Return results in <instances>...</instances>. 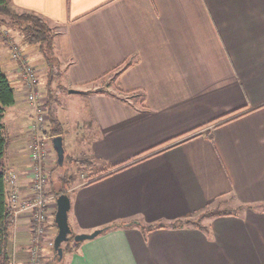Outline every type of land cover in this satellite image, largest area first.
Returning <instances> with one entry per match:
<instances>
[{"label":"crops","instance_id":"1","mask_svg":"<svg viewBox=\"0 0 264 264\" xmlns=\"http://www.w3.org/2000/svg\"><path fill=\"white\" fill-rule=\"evenodd\" d=\"M8 3L54 29L60 77L84 99L73 158L93 168L70 189L71 231L110 226L68 244L50 264H264V0ZM2 44L1 68L15 94L2 117V165L24 198L31 110ZM109 71H120L111 89L96 86ZM209 208L235 211L168 225ZM48 209H56L53 198ZM29 215H20L9 242L20 260L29 254Z\"/></svg>","mask_w":264,"mask_h":264},{"label":"rangeland","instance_id":"2","mask_svg":"<svg viewBox=\"0 0 264 264\" xmlns=\"http://www.w3.org/2000/svg\"><path fill=\"white\" fill-rule=\"evenodd\" d=\"M15 11L21 12V11H17V10H15ZM8 19H9L8 16L0 13V45H1V43L4 42L5 44L4 45L2 44V45L5 48H8L10 53L13 51L14 47L18 48V49L20 48L24 54H28V57H29L32 65H35V67L40 69V71L37 74L36 83L39 82V84H40V87L39 86L38 87H39V91L41 93V96H40L39 100H37L38 101L37 103L38 104L41 103L40 107L39 106L38 107L41 108V110L45 114L46 132H47V134H46V145H48V147H47L48 155H47L45 163H44L45 173L47 174V178H46L45 185H44V194L46 191H48V189H50V181H51L50 179L53 180V182L55 184L54 189H56L61 184V181L59 180L60 175L65 174L66 176H68L67 179H69V177H71L68 181L67 190L65 191L69 195L71 193L70 189L72 188L73 185L77 184L78 182L86 181L88 179L87 177L89 176L88 174H86V170H85L86 167L81 165V164H78V161L76 162L77 159L73 158V155L77 151L74 138L76 135L80 136L83 133L82 114L84 112V109H83L84 99L78 93L68 92V89L66 88L65 80L59 76L58 71L60 70V65H59L58 59L55 57L54 54H53L52 60H51V66L53 67V71L49 72V67L47 64H45V66H47L46 68L41 69V67L39 66L40 65L39 61H36V59L34 58L35 54L33 53V55H32V52L29 50L30 49L29 47L32 46V44H23L22 43V39H21L20 35L18 34V32L13 27H9V26L5 25V23H7V21H8ZM53 32H54V29L52 28V33ZM5 50L6 49H3L0 46V54H2ZM36 50L38 51L37 46L35 47V51ZM113 77H114V74L110 73L107 76H105L103 79H101L99 82H97L95 85L100 87V88H103L104 86H106V87L109 86V88H110V87H112L111 84L113 81ZM21 84H22V82H21ZM90 86H92V85H90ZM22 88H23V86H22ZM49 90H50L51 94L48 93ZM49 94L52 97L50 100L48 97ZM23 95H24L25 102H26L24 104L26 106V109L29 108L31 110V114H30V122H31L32 115L34 114V109H33L34 103L32 104L30 101H28L26 99L25 90H24ZM46 99H47V101H45ZM50 109L54 113V115H56L58 117V119H59V121L63 127L64 159H63V163L61 165H57V163H56L57 162L56 152L53 148L52 140L48 136V131H49L48 116H49ZM29 125H30V123H29ZM29 127L30 126H28V132H29ZM29 136H30V133L28 134V140H27L28 151H29L28 143H29V139H30ZM29 158H30V153H29ZM68 158H69V160L67 161ZM70 158H71V160H70ZM29 164H30V169H32L31 159L29 161ZM12 173H14V172L6 171V175H9ZM15 179L17 181V175L16 174H15ZM16 181H15V183L9 182L7 187L9 189H14L17 192L20 201L22 199H27V197L22 198L20 196L19 191L16 188ZM30 187H31V183H30ZM30 196H32V187H31V195H29L28 197H30ZM47 204L49 206V202ZM236 204H237L236 201L231 202V205L236 206ZM209 209H207V210H209ZM46 210L48 212V214H46L47 219H45V221H44V232L41 234V237H40V239L42 237H45L44 239H46V240L44 241L45 244H42L43 241H41L39 246H40V249L42 248L41 245H44L45 247H47L44 249V251L42 248L41 249L42 251L40 250V254H41V261H43V263H44V261H46V263L48 264L49 262H51V260H53V258H54V261H57L59 259H57L58 258L57 255H54V250H53V240H54V237L57 233V227H54V229L50 233H48L49 231L47 228L48 224H52L54 214H53V212H51V210L49 213L48 208H46ZM207 210H205V211H207ZM30 211H31L30 209H26L24 211H19L15 215V223L13 222L14 226H13L12 234L9 238L10 243L13 240L12 235H13V232H15V229L17 227L18 218L20 217V215L30 214ZM201 213H203V212H200L199 214L195 215L190 220H197L200 223L205 218L204 215H202ZM29 226L31 229V219H30V225ZM31 237H32V232H31ZM31 241H32V238L30 240V243H31ZM49 241H51V242L49 243ZM74 243H78V242L73 239V233H71L70 239L62 244V248H66L68 246V244H74ZM46 249H48V251H46ZM9 253L12 255L14 252H9ZM56 256H57V258H56Z\"/></svg>","mask_w":264,"mask_h":264},{"label":"trees","instance_id":"3","mask_svg":"<svg viewBox=\"0 0 264 264\" xmlns=\"http://www.w3.org/2000/svg\"><path fill=\"white\" fill-rule=\"evenodd\" d=\"M0 13L6 15L9 17L7 23L5 25L9 27H13L18 34L20 35L22 39L23 44H32L38 47V51L41 53L45 64L49 67V72L53 71V67L51 66V60L53 56V33H52V27L41 17L37 16L34 13H30L27 11H21L16 12L8 3V0H0ZM120 67V66H119ZM115 67V69L119 68ZM113 69V70H115ZM112 70V71H113ZM122 70V69H121ZM120 70V71H121ZM99 77V80L103 79L107 74ZM118 71L114 78L117 76V74L120 72ZM57 72V71H56ZM60 76V70L58 71ZM113 78V79H114ZM50 90H49V92ZM49 94V100L52 98ZM48 100V101H49ZM15 103V94L14 89L11 86V83L7 77V75L4 73V71L1 68L0 64V264H9L10 262V253H9V238L12 234L13 230V215L7 208L6 203V193H5V175L6 172L3 168V157L5 154V148L7 144V136L6 131L4 128V125L2 123V117L4 113V109L6 107H9ZM48 125H49V131L48 136L52 140L55 136H62L63 137V127L56 115L51 111H49L48 116ZM69 158L67 159V161ZM71 160V158H70ZM78 164H81L85 166L87 169L91 170L92 162L87 159H78ZM57 165H60L58 161L56 162ZM68 176L65 174H61L59 177V180L61 181V184L59 187L54 189V182L52 179H50V189L45 192L46 196H52V198L55 201V196L61 192H65L67 190V185L69 179H67ZM92 180H90L91 182ZM243 208V205L239 204L238 207L235 210H240ZM232 209L227 208H215V209H209L207 211H204L202 215L204 216H212L215 214H222V213H232ZM55 212V211H54ZM53 212V214H54ZM192 222V220H176L172 223L168 224L170 226H177L181 225L183 223ZM198 222V221H197ZM52 225L56 227V224L54 222V218L52 220ZM160 227L164 226L163 224L158 225ZM110 228V226L104 227L102 230H106ZM145 228L151 229L153 226H146ZM100 231V232H101ZM63 244V243H62ZM54 255H57L55 248L53 246ZM64 250V248H63ZM57 258V256H56ZM58 259V258H57ZM50 264V262L48 263Z\"/></svg>","mask_w":264,"mask_h":264},{"label":"built area","instance_id":"4","mask_svg":"<svg viewBox=\"0 0 264 264\" xmlns=\"http://www.w3.org/2000/svg\"><path fill=\"white\" fill-rule=\"evenodd\" d=\"M11 58L17 63L19 78L22 82V86L26 92V99L33 105L34 114L32 115L29 133L30 139L28 143L30 159L32 161L31 169V187L32 196L27 199L19 200L18 194L14 189H9L8 183H15V174L5 175V193L6 203L8 210L13 215V222L15 223V215L19 211L30 209L31 219V232L32 241L30 243V249L28 257L25 260H19L15 254H10L9 264H40V242L41 234L44 232V221L47 219L48 214L46 208H48V202L52 199V196H46L44 194V185L47 178L45 173L44 163L48 155L46 145V119L45 114L41 110L39 100L41 93L36 86L37 69L32 65L26 55L19 48L13 49L11 52ZM39 106V107H38Z\"/></svg>","mask_w":264,"mask_h":264},{"label":"water","instance_id":"5","mask_svg":"<svg viewBox=\"0 0 264 264\" xmlns=\"http://www.w3.org/2000/svg\"><path fill=\"white\" fill-rule=\"evenodd\" d=\"M74 91V90H70ZM52 145L56 152L58 163L61 165L64 159V147L62 136H55L52 138ZM56 209L54 213V222L57 227V233L53 240V246L57 253L58 259L63 256L62 243L68 241L71 237V228L68 222V211L70 209V197L67 192H61L55 196ZM100 230H94L90 233H76L73 234L75 241H82L85 239L93 238Z\"/></svg>","mask_w":264,"mask_h":264}]
</instances>
